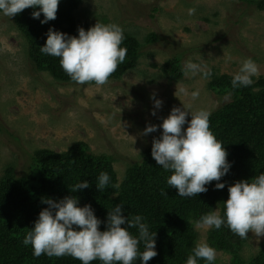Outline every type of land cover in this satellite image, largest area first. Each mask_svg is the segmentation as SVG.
Wrapping results in <instances>:
<instances>
[{"label":"rangeland","instance_id":"obj_1","mask_svg":"<svg viewBox=\"0 0 264 264\" xmlns=\"http://www.w3.org/2000/svg\"><path fill=\"white\" fill-rule=\"evenodd\" d=\"M74 13L90 22L115 23L133 35L140 45L138 63L103 85L57 78L35 69L13 16L0 13V179L8 170L14 178L28 176L38 150L65 152L84 142L90 152L112 157L121 183L159 138V124L173 107L211 113L231 100L211 89L213 74L233 75L251 58L258 67L253 82L264 77V10L245 0H80ZM175 57L183 75L169 79L161 67ZM187 61L203 70L186 74ZM176 84L189 92L198 89L199 96L174 94ZM153 96L162 100L159 109ZM147 125H157V131L145 135ZM195 229L197 240L208 243L211 229ZM246 236L240 255L248 261L264 236L251 230ZM214 249V264L231 263L229 253Z\"/></svg>","mask_w":264,"mask_h":264},{"label":"trees","instance_id":"obj_2","mask_svg":"<svg viewBox=\"0 0 264 264\" xmlns=\"http://www.w3.org/2000/svg\"><path fill=\"white\" fill-rule=\"evenodd\" d=\"M264 10V0H245ZM80 0H60L56 18L41 24L32 17L34 9L26 8L13 16L15 28L27 44L28 57L36 70H44L55 77L70 80L59 64V58L43 54L40 46L46 41V33L51 27L69 35H78V27L87 30L95 22L76 17L75 10ZM122 47L127 49L123 63L117 66L109 79L121 76L132 69L140 57L137 39L123 30ZM150 40L156 36L151 35ZM169 79H179L183 75L180 57H175L161 67ZM233 75L213 74L210 87L219 94H230L231 100L210 113L209 125L217 140L226 149L227 160L231 163L229 172L220 182L223 189H216L217 181L206 187L207 192L196 196L181 197L175 188L167 185L171 174L157 165L151 156V146L142 153L141 161L132 165L119 187L112 157L107 154H94L84 142H76L65 152L41 149L33 154L30 173L23 178H14L9 170L0 179V264H81L71 256L49 257L32 254L31 245L25 246L22 240L33 227L39 212L48 205L42 198L60 200L65 196L78 198L79 206L89 204L105 230L107 212L114 205L122 204L124 216L141 215L151 232H156L155 250L157 255L147 264H186V260L198 233L195 221L202 214L220 208L223 214V201L228 198V186L238 180H248L264 172V77L251 86L232 88ZM101 172L110 176L108 188L99 191L96 178ZM87 180L89 187L75 192L74 186ZM167 195H164L165 193ZM126 225H122L125 227ZM137 235L136 229H129ZM245 239L233 234L227 226L209 231L208 243L213 248L231 255L230 264H264V242L256 254L248 261L241 258L240 250ZM141 250L143 246L141 244ZM90 264H102L93 260ZM134 264H140L137 259ZM198 264H206L201 259Z\"/></svg>","mask_w":264,"mask_h":264},{"label":"clouds","instance_id":"obj_3","mask_svg":"<svg viewBox=\"0 0 264 264\" xmlns=\"http://www.w3.org/2000/svg\"><path fill=\"white\" fill-rule=\"evenodd\" d=\"M60 0H0V13L12 17L26 8L34 9L32 17L41 24L56 18ZM191 11V10H190ZM78 35H69L49 28L46 41L40 46L43 54L59 58V64L70 80L84 85L94 82L103 85L117 66L124 62L127 49L122 47L124 34L122 28L115 23L96 22L87 30L78 27ZM203 65L191 61L185 63L186 74L197 75ZM258 73L256 63L247 58L240 63L231 80L232 88L248 87L253 84V76ZM211 75V73H206ZM195 99L199 90L189 92L184 87L176 91ZM154 100V108L162 106V100ZM155 115V111L152 112ZM191 116L190 120L186 117ZM210 113L204 109L192 111L189 107H173L169 114L162 118L159 138H153L151 156L156 164L171 174L167 185L175 188L177 195L192 197L207 192L206 185L217 181L216 189H223L225 183L221 178L229 172L231 163L223 143L215 137L209 125ZM187 124V127L184 125ZM157 131V125H147L145 135ZM96 188L104 191L110 183L107 172H101L96 178ZM122 182V179H121ZM89 187L87 180L77 183L73 192ZM118 188L119 182L113 185ZM167 195L166 192L163 193ZM48 205L42 209L33 227L25 234L22 243L31 245L32 254L36 257L71 256L81 264H90L99 260L102 264H147L157 255L155 250L156 232L149 230L144 218L137 214L124 216L123 205L116 204L107 212L105 230L99 226L102 221L94 214L89 204L79 206L78 198L65 196L56 201L42 198ZM122 225H126L122 227ZM227 226L229 230L242 239L251 230L257 238L264 236V172L248 180H238L228 186V198L223 201V214L214 210L202 214L195 221L197 229H220ZM136 229L133 235L129 229ZM141 244L143 250H141ZM216 250L206 240L195 242L188 255L186 264H198L203 259L206 264H214Z\"/></svg>","mask_w":264,"mask_h":264}]
</instances>
